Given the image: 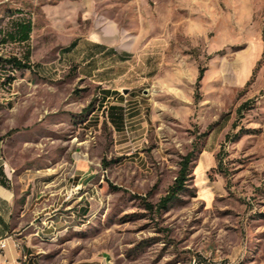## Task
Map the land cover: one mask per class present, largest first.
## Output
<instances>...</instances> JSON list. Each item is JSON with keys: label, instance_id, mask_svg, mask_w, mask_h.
<instances>
[{"label": "rangeland", "instance_id": "obj_1", "mask_svg": "<svg viewBox=\"0 0 264 264\" xmlns=\"http://www.w3.org/2000/svg\"><path fill=\"white\" fill-rule=\"evenodd\" d=\"M88 35L115 48L108 89L68 53ZM28 51L0 66L3 155L34 177L22 264H264V0H0V57Z\"/></svg>", "mask_w": 264, "mask_h": 264}, {"label": "crops", "instance_id": "obj_2", "mask_svg": "<svg viewBox=\"0 0 264 264\" xmlns=\"http://www.w3.org/2000/svg\"><path fill=\"white\" fill-rule=\"evenodd\" d=\"M79 51L72 61L78 63L80 76L90 79L96 84H105L109 79L113 65H104L106 58L115 56V48L106 42L92 36L78 40L68 52ZM104 60V61H102ZM103 88H110L105 84ZM106 93L110 91H105ZM4 139L0 137V239H5L7 246L0 252V264H22L29 251L25 239L29 234H22L33 224L36 218V203L34 202V177L31 169L14 176L12 169L3 155ZM23 223L28 226L21 227ZM24 242V245L20 243ZM32 256V253H29ZM33 262L30 258L29 262Z\"/></svg>", "mask_w": 264, "mask_h": 264}, {"label": "trees", "instance_id": "obj_3", "mask_svg": "<svg viewBox=\"0 0 264 264\" xmlns=\"http://www.w3.org/2000/svg\"><path fill=\"white\" fill-rule=\"evenodd\" d=\"M32 20L31 18L27 19H22L18 22L15 23V32L11 33V37L13 39H16V36H18L19 41L25 42L29 40L30 34L32 31ZM30 57V52L28 51L25 53V59H21L15 56H11L8 58H3L0 57V66H6L8 64L9 66L12 67L13 70H22L24 68H28V62L27 60ZM256 69V68H255ZM255 69L253 72L252 77L255 74ZM204 74V69L200 68L199 70V75L197 78V83H196V99L199 98V89L201 85V80L203 78ZM13 80V78H7L8 83H10ZM249 83V82H248ZM247 106V103H243L239 107V111H241L243 108ZM211 130V127L204 131L200 132L199 134H196L194 139L192 140L190 150L182 156L180 162H179V169L176 175V178L173 182V184L169 187L168 192L166 195L162 196L161 199L159 200L157 204V208L159 210L166 209L169 204L177 197V195L182 192L192 181L193 179V170L196 166V162L198 161L200 154L203 152L205 148V138L209 135ZM226 138H229L228 135H226ZM219 154V153H218ZM218 154H216L218 164H217V169H219V166H221L222 161L218 157ZM214 169V170H217ZM148 208H153V205L150 203H147Z\"/></svg>", "mask_w": 264, "mask_h": 264}, {"label": "built area", "instance_id": "obj_4", "mask_svg": "<svg viewBox=\"0 0 264 264\" xmlns=\"http://www.w3.org/2000/svg\"><path fill=\"white\" fill-rule=\"evenodd\" d=\"M7 246L5 239H0V252Z\"/></svg>", "mask_w": 264, "mask_h": 264}]
</instances>
